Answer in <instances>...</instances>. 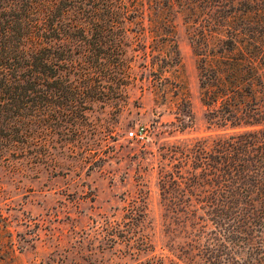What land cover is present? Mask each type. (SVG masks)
<instances>
[{
	"label": "trees",
	"instance_id": "obj_1",
	"mask_svg": "<svg viewBox=\"0 0 264 264\" xmlns=\"http://www.w3.org/2000/svg\"><path fill=\"white\" fill-rule=\"evenodd\" d=\"M180 17L190 31L212 131L168 155L179 165L167 183L177 188L164 197L177 217L191 216L176 224L182 233L176 256L183 264H264V0H0V129L39 105L50 113L55 106L77 108L81 95H105L100 73L127 62L129 31L141 35L136 42L161 37L157 63H179ZM167 48L174 52H162ZM186 116L195 122L194 111ZM183 165L193 189L181 187ZM124 218L125 233L109 222L110 239L122 237L133 255L150 250L148 206H129ZM24 249L0 223V264H21ZM56 256L38 264L66 258Z\"/></svg>",
	"mask_w": 264,
	"mask_h": 264
},
{
	"label": "rangeland",
	"instance_id": "obj_2",
	"mask_svg": "<svg viewBox=\"0 0 264 264\" xmlns=\"http://www.w3.org/2000/svg\"><path fill=\"white\" fill-rule=\"evenodd\" d=\"M177 23L179 63H157L153 55L160 52L161 37L148 34L136 42L141 35L129 31L127 62L100 73L105 95H81L77 108L55 106L50 113L39 105L13 117V126L1 127L0 223L25 247L18 253L21 264L52 262V253L66 256L62 264L179 262L176 244L182 233L176 224L191 216L180 211L177 217L164 197L165 190L177 188L167 183L178 163L168 155L212 130L190 31L182 17ZM190 109L194 123L186 116ZM172 121L179 126L165 125ZM141 129L144 139L130 134ZM188 170L182 166L187 176L182 189H193ZM129 206H148L153 222V247L134 255L122 237L114 242L108 234L109 222H119L125 233Z\"/></svg>",
	"mask_w": 264,
	"mask_h": 264
},
{
	"label": "built area",
	"instance_id": "obj_3",
	"mask_svg": "<svg viewBox=\"0 0 264 264\" xmlns=\"http://www.w3.org/2000/svg\"><path fill=\"white\" fill-rule=\"evenodd\" d=\"M130 134L131 135H134V137L136 138V139H144L145 138V136H144V131L141 129V130H139V131H132V132H130Z\"/></svg>",
	"mask_w": 264,
	"mask_h": 264
}]
</instances>
